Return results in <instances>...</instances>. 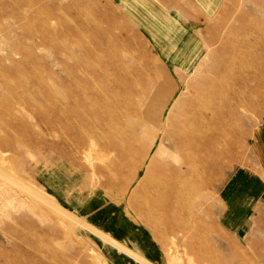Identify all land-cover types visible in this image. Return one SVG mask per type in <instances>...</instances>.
<instances>
[{"label": "rangeland", "instance_id": "obj_1", "mask_svg": "<svg viewBox=\"0 0 264 264\" xmlns=\"http://www.w3.org/2000/svg\"><path fill=\"white\" fill-rule=\"evenodd\" d=\"M189 9L206 22L188 20ZM203 9L193 0H0V264H147L118 258L109 236L91 226L93 214L107 208L153 234L158 264H264V222L243 238L219 225L221 190L252 151L264 97H245L234 118L214 123L210 153L199 156L205 161L183 169L190 188L174 211L145 183L159 145L150 146L154 133L125 108L117 117L79 121L68 112L74 97L96 108L108 102L97 100L98 87L84 82L80 64L96 78L114 63L134 73L143 68L162 90L141 96L166 116L188 83L216 75L221 51L240 49L245 65L264 62V0H223L213 14ZM197 43L206 45L202 54L183 60ZM116 48L122 53L111 56ZM27 186L51 198H29Z\"/></svg>", "mask_w": 264, "mask_h": 264}, {"label": "bare ground", "instance_id": "obj_2", "mask_svg": "<svg viewBox=\"0 0 264 264\" xmlns=\"http://www.w3.org/2000/svg\"><path fill=\"white\" fill-rule=\"evenodd\" d=\"M221 52L220 62L214 69L216 75L203 81L188 83L187 90L189 92L178 97L176 102L171 105L170 111L166 116L163 112L153 113L154 106L150 103V96L148 98L141 96L144 93L148 94L150 88L151 90L157 88L162 90L161 84H157L152 78L145 79L147 76L143 68L138 65L135 67L136 72L134 73L126 67L125 63H120L121 65L114 63L112 65L113 71H110V68H107L109 71L101 69L96 71L97 78L88 72L87 64H80V69L85 73L86 77L84 82L89 80V83L91 82L96 88L98 87L96 90L97 100L100 98L99 101L107 99L108 102H102L96 108L82 102L78 97L67 101L68 112L79 117L78 121L88 115L93 116L95 119H101L105 115L117 117L118 112L125 108V111L132 113L137 118L142 131L154 133L150 146L157 139H159V145L151 158L149 169L147 168L145 183L149 182L147 190L153 194L152 196L157 199L160 198L165 203V207H169L171 211H174L184 200L181 197V191L185 189L184 181L181 180L183 179L181 178L183 169L186 166H189V169L190 167H197L198 160L200 163L205 161V157L201 160L199 156L202 154V157L204 154L210 153L209 136L211 130H214V123H226L231 117L234 118L237 104L245 102V97H247L248 102H256V99L264 97V76L260 77L256 71L258 68L264 71V62L258 61L259 65L257 67L253 63L245 65L242 60L241 50L235 47ZM110 53L111 56H114L122 52L116 48ZM252 55L250 54V57L254 59ZM121 70H124L128 76L124 75ZM118 73L122 75L120 76ZM143 81L145 82V87L142 89L139 86ZM66 85L69 87L68 83ZM129 90L135 91L138 96H134ZM212 105L217 106L215 112L211 111L210 107ZM80 129L76 128V130ZM148 149L150 150L151 148L149 147ZM148 149L146 150V155L149 153ZM3 173L6 172L0 170V174ZM189 188H186L185 191ZM22 190L29 198L40 199L44 203L45 198H51V195L47 192L41 193L28 186L23 187ZM186 194L189 195L188 193ZM186 197L188 198V196ZM187 203L189 205V201ZM13 264H18V261Z\"/></svg>", "mask_w": 264, "mask_h": 264}, {"label": "crops", "instance_id": "obj_3", "mask_svg": "<svg viewBox=\"0 0 264 264\" xmlns=\"http://www.w3.org/2000/svg\"><path fill=\"white\" fill-rule=\"evenodd\" d=\"M193 1L195 4L202 6L206 14H213L212 11L218 5H221L223 0ZM187 15L188 20L196 22H206L207 20L196 15L192 17L193 14L190 9ZM142 27L154 39L156 38V33H154L152 27L151 29L146 26ZM187 43H190V41L188 40ZM204 43L203 45L197 43L193 54L189 50L186 52L187 57H185L186 54L179 57L177 59L179 63L182 62L183 57L188 58L189 63H193L205 49L206 45ZM175 52H177L176 56L178 57L179 50ZM185 58L183 60H186ZM250 146L252 151H250L246 163L233 172L220 195L219 225L222 230L238 238L246 237L258 222H264V217L261 216L264 215V117L253 132ZM68 204L72 208L74 207L73 209L79 206L69 201ZM99 212L91 217L93 223L91 226L102 234L109 236L110 241L108 243L111 250L115 254L122 255L118 258L134 263L158 264L160 262L162 258L161 248L153 234L133 225L131 222L126 223V215L124 213L114 214L116 211L113 208H107Z\"/></svg>", "mask_w": 264, "mask_h": 264}]
</instances>
